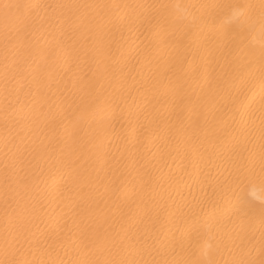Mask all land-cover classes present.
I'll return each instance as SVG.
<instances>
[{"label": "bare ground", "instance_id": "bare-ground-1", "mask_svg": "<svg viewBox=\"0 0 264 264\" xmlns=\"http://www.w3.org/2000/svg\"><path fill=\"white\" fill-rule=\"evenodd\" d=\"M0 264H264V0H0Z\"/></svg>", "mask_w": 264, "mask_h": 264}]
</instances>
